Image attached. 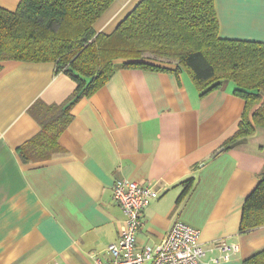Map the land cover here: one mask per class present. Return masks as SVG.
Wrapping results in <instances>:
<instances>
[{"label":"crops","instance_id":"obj_1","mask_svg":"<svg viewBox=\"0 0 264 264\" xmlns=\"http://www.w3.org/2000/svg\"><path fill=\"white\" fill-rule=\"evenodd\" d=\"M20 1L0 6L16 10ZM139 1L114 0L95 31L113 32ZM215 6L221 37L264 42V0ZM1 64L0 264L105 262L125 219L113 199L118 179L160 189L143 210L140 246L159 243L181 220L201 231L205 246L217 240L240 246L217 264H243L264 248V225L239 231L242 206L264 169V128L220 151L245 108L233 81L202 96L185 70L120 67L72 106L73 119L58 139L62 152L27 163L19 148L41 131L30 108L64 103L77 84L54 62Z\"/></svg>","mask_w":264,"mask_h":264},{"label":"trees","instance_id":"obj_2","mask_svg":"<svg viewBox=\"0 0 264 264\" xmlns=\"http://www.w3.org/2000/svg\"><path fill=\"white\" fill-rule=\"evenodd\" d=\"M113 2L21 0L16 10L0 6V70L6 60L49 61L77 84L64 103L37 101L30 108L41 131L19 148L24 162L61 153L58 139L73 119L72 106L100 89L120 67L185 70L202 96L233 81L245 108L239 130L220 151L264 128V42L221 37L215 0H140L113 32L95 31V21ZM147 54L175 60L177 66L154 64ZM190 184L188 179L181 196ZM263 225L264 169L242 206L239 231ZM243 264H264V248Z\"/></svg>","mask_w":264,"mask_h":264},{"label":"built area","instance_id":"obj_3","mask_svg":"<svg viewBox=\"0 0 264 264\" xmlns=\"http://www.w3.org/2000/svg\"><path fill=\"white\" fill-rule=\"evenodd\" d=\"M160 189L145 180L118 179L113 185V199L124 212L119 237L107 248L108 259L97 264H217L240 251L237 243L214 241L205 246L201 231L178 220L157 244H138L143 213Z\"/></svg>","mask_w":264,"mask_h":264},{"label":"rangeland","instance_id":"obj_4","mask_svg":"<svg viewBox=\"0 0 264 264\" xmlns=\"http://www.w3.org/2000/svg\"><path fill=\"white\" fill-rule=\"evenodd\" d=\"M147 57V60H150V62L154 63V64H160L161 65H165V66H170V65H173V64H177V61L175 60H171V59H168V58H164V57H155L153 55H149L147 54L146 55ZM118 62H122L123 60L122 59H118L117 60ZM233 84L232 81L228 82V85H231Z\"/></svg>","mask_w":264,"mask_h":264}]
</instances>
